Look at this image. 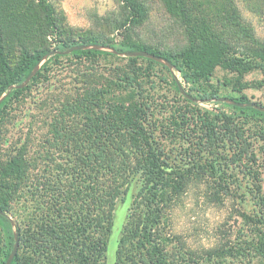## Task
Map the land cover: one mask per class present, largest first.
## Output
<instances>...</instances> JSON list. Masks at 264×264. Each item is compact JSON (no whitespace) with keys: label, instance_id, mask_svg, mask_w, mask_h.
<instances>
[{"label":"trees","instance_id":"trees-1","mask_svg":"<svg viewBox=\"0 0 264 264\" xmlns=\"http://www.w3.org/2000/svg\"><path fill=\"white\" fill-rule=\"evenodd\" d=\"M159 1L185 28L189 43L179 50L161 52L131 37L133 27L147 17V0H119L123 17L108 24L111 33L119 30L116 39L94 31L88 35L68 33L50 0H0V94L9 85L21 83L49 50L80 43L109 44L118 51L145 50L174 65L170 70L143 56H120L128 61L127 72L98 87L82 89L63 103L52 123L51 152L46 153L43 168L36 167L30 176V165L21 156L0 167V208L15 220L19 240L9 264H104L115 203L132 183L136 192L118 241L115 264H183L182 255L167 250L173 234L166 213L191 184L207 176L223 179L229 164L219 160L221 153L228 149L241 155L251 136L264 140L263 111L212 100L226 95L238 102H252L243 91V77L252 70L264 74V44L245 45L214 26L228 18L244 29L235 2L223 0L227 12L224 9V14L210 18L196 12L203 0ZM248 1L255 9L264 10V0ZM28 21L37 22L35 38L40 41L33 49L26 41L33 39L24 28ZM226 27L232 31L228 22ZM16 30L18 41L23 38L17 43L22 58L13 65L8 41ZM100 55L115 54L87 49L49 56L25 87L11 89L0 103V117L8 100L39 79L51 60ZM140 60L146 62L145 67L138 65ZM155 65L166 74L152 72ZM217 67L230 75L214 83ZM144 78L150 83L149 90L154 89L156 78L169 85L171 98L164 95L156 100L145 91ZM222 89L237 95L222 94ZM203 102L217 103L221 109L204 108L200 106ZM15 205L20 209L16 216ZM257 213L256 223L262 229L257 232V244L241 252L245 258H264V209ZM13 243L10 222L0 214V264ZM222 250L207 249L203 255L184 253L190 259L188 264H200L205 255Z\"/></svg>","mask_w":264,"mask_h":264},{"label":"rangeland","instance_id":"rangeland-1","mask_svg":"<svg viewBox=\"0 0 264 264\" xmlns=\"http://www.w3.org/2000/svg\"><path fill=\"white\" fill-rule=\"evenodd\" d=\"M50 1L59 11L61 25L68 33L88 35L94 31L118 38L119 30L111 33L108 24L115 18L123 17L119 0ZM233 2L245 23L244 29L235 27L228 18L222 25L213 21L215 28L229 39L233 38L245 45H257L259 42L264 44V10L255 9L253 2L248 0ZM2 3L5 4V1ZM147 5L146 19L132 29L133 39L152 45L161 52L176 51L189 43L185 28L174 20L159 0H147ZM225 6L228 7L223 0H203L202 8L196 12L213 18L224 14ZM227 22L232 31L226 27ZM26 27L27 37L33 38L26 39L27 46L33 49L40 41L35 38L37 22H29ZM249 34L252 38L248 37ZM16 35L17 30L11 32L13 38L8 41L13 65H17L22 58L17 43L23 38L18 41ZM48 40L49 47L53 46L52 37ZM138 65L145 67L146 62L140 60ZM128 70L127 59L115 55H100L90 59L62 56L57 61L51 60L47 68L42 70L40 78L32 81L17 97H11L4 107L0 117V167L11 158L21 156L28 161L30 176H33L36 167L43 168L46 165L45 155L51 152L49 142L52 123L59 117L68 97L76 96L82 89L98 87L116 79ZM161 71L166 74L157 65L152 69L157 74ZM229 75L217 67L212 82ZM155 80L154 89L149 90V81L143 79L145 91L149 90L156 100L162 99L164 95L171 98L169 85L157 81V78ZM243 80L246 83L243 91L248 98L264 105V74L252 70ZM221 93L237 95L230 89H222ZM200 106L215 111L221 109L214 102H203ZM251 151L253 154H250ZM219 160L229 164L223 179L207 176V179L191 184L180 196L176 206L166 213L168 230L173 234L167 250L182 255L180 259L183 264H188L190 260L184 252L194 251L203 255L204 250L211 248L223 250L210 257L205 255L200 264H264V258L250 255L245 258L240 255L251 245L257 244L260 236L257 232L259 228L262 229L256 223V213L264 209V140L251 136L244 143L241 155L227 149L219 155ZM135 192V184L132 183L127 193L115 203L104 264H115L118 241ZM19 212V207L15 205L13 215ZM241 247L244 250H240Z\"/></svg>","mask_w":264,"mask_h":264},{"label":"water","instance_id":"water-1","mask_svg":"<svg viewBox=\"0 0 264 264\" xmlns=\"http://www.w3.org/2000/svg\"><path fill=\"white\" fill-rule=\"evenodd\" d=\"M87 49H92V50H99V51H105L111 54H115L118 56H123V57H133V56H143L146 58H150L156 62H159L165 66H167L170 70L174 69V65L172 64V62H170L167 58H165L164 56H161L159 54H154L145 50H127V51H118L116 48H114L113 46L109 45V44H102V43H89V44H76L73 46H70L67 49H57L54 48L52 50H49L47 53H45L40 60L33 66V68L31 69V71L28 73V75L25 77V79L19 83V84H11L8 86L7 90L5 92H2L0 94V103L3 101V99L7 96V94L11 91V89L13 88H23L25 87L32 79V77L36 74V72L41 68L42 64L47 60V58L53 54L56 53H60V54H66V53H70L73 50H87ZM181 91L183 92V89L181 86H179ZM213 101H219V102H226L229 104H233V105H237V106H252L260 111L264 112V105L259 104L257 102H238L236 100H234L233 98H230L228 96H219L216 98L212 99ZM0 214L5 216L6 218H8L11 228H12V232H13V238H14V243L12 246V249L7 257V259L5 260L4 264H9L11 262V260L14 258L15 254L17 253V249H18V244H19V240H18V232L16 229V223L15 220L4 210H2L0 208Z\"/></svg>","mask_w":264,"mask_h":264}]
</instances>
